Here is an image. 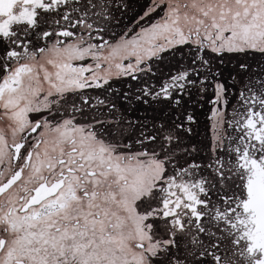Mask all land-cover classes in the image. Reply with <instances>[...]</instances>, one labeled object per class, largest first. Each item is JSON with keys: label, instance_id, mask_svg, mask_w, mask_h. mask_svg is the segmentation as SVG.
I'll list each match as a JSON object with an SVG mask.
<instances>
[{"label": "snow or ice", "instance_id": "6c2138e0", "mask_svg": "<svg viewBox=\"0 0 264 264\" xmlns=\"http://www.w3.org/2000/svg\"><path fill=\"white\" fill-rule=\"evenodd\" d=\"M0 264H264V0H0Z\"/></svg>", "mask_w": 264, "mask_h": 264}]
</instances>
